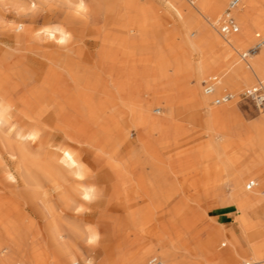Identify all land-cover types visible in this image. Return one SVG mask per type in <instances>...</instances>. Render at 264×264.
<instances>
[{
	"label": "bare ground",
	"instance_id": "obj_1",
	"mask_svg": "<svg viewBox=\"0 0 264 264\" xmlns=\"http://www.w3.org/2000/svg\"><path fill=\"white\" fill-rule=\"evenodd\" d=\"M230 1L83 0L80 10L81 0H65L75 7L73 24L88 16L101 23L92 54L71 49L75 37L65 25H40L20 12L22 1L0 0L2 40L22 57L12 67L0 63V264H12V249L20 264H99L97 244L110 264H179L172 224L163 221L171 176L190 181L202 173L193 188L229 205L247 191L251 181L238 177L237 165L249 158L264 168V112L239 120V94L264 81V45L243 59L264 41V0H241L232 11L239 33L222 35ZM9 4L20 10L15 26L7 25ZM72 54L87 64L69 62ZM212 76L219 82L208 95L203 84ZM229 90L236 98L213 108V98ZM187 115L201 123L204 144L191 146L188 124L179 121ZM125 130L137 135L127 154L115 145ZM9 187L20 190L9 196ZM249 191L235 205L239 222L255 229L250 214L264 193L258 185ZM211 253L206 245L196 260ZM251 254L245 264H264V243ZM223 260L245 261L235 247Z\"/></svg>",
	"mask_w": 264,
	"mask_h": 264
},
{
	"label": "rangeland",
	"instance_id": "obj_2",
	"mask_svg": "<svg viewBox=\"0 0 264 264\" xmlns=\"http://www.w3.org/2000/svg\"><path fill=\"white\" fill-rule=\"evenodd\" d=\"M20 1H22V4H23V9L21 11L15 10V8L11 4L7 6L5 15L7 16L6 21H7L8 26H15L17 24V22L15 21L13 17L16 16L19 11L24 12L28 16L32 14L31 17L32 16H34V18L36 17L35 18L36 20L33 17H32L33 19L31 18V20L38 21L39 22L38 24L40 25L49 24L52 26V25H57V24L60 25V23H61V26L65 25L75 37L74 42L71 44V49L74 52H84L82 50L85 49L86 52L91 51L92 54H96L97 51L99 50V47H98L99 41L96 39L95 36L97 35L96 30L97 28H99V26H101V23L100 22L98 23V21H96L95 18L91 16L89 18L88 16L87 18L89 19L86 18L84 23L73 24L71 21V16H72V10H74L73 12H75V7H72V6L69 7L68 5H65V0H20ZM76 1L77 0H75V2ZM33 5H35L34 8H33ZM227 7H228V4H227ZM67 15H70V16H67ZM169 22L170 20L165 21L166 24H168ZM88 23L90 24L87 25ZM2 39H4L3 34H0V63H5L8 66L12 67L16 65V63H18L19 60H21L22 58L20 56L21 53L18 50H14V49L11 50L10 48H8L4 44L5 40H2ZM53 50L55 52H59L61 55L64 54L63 49H60L58 47H55ZM72 56H73V59L71 60L69 59V62L76 61V62H83V64L88 62V60H86L85 58H79V56H76L75 54H72ZM2 57L3 59H1ZM93 71L94 70L91 69L90 73H92ZM86 77L89 81L93 80L91 78V75H89V72L87 73ZM245 88H248V87H245ZM107 89H109L108 86H107ZM227 92L233 93L231 90ZM101 97H102L101 99L107 100L109 99L110 96L107 93H104ZM214 99L215 97L213 98L212 101H214ZM211 106L213 108H218V106L213 104V102L211 103ZM239 106L243 110L239 114V120L243 122L253 121L254 119L263 115V113L262 114L259 113L258 111H256V109L252 105L247 104L245 101H241L239 103ZM105 107L107 111L112 110L113 109L112 100H108L105 103ZM159 112L161 111L158 109L156 111V114L159 115L160 114ZM183 117H180L179 121L181 123L185 122L184 124H188V126L186 127L189 131V134H192V138L195 139V141L191 144V146L204 144L207 141V138L201 134V131H200L202 128L201 123L195 122L196 120H194L193 117H191L190 115H187L184 118ZM196 131H199V133H196ZM193 134L195 135L193 136ZM122 136L123 137L121 139H118L115 141V145L116 147L120 148V150H122V153L124 152L125 154H127V152L131 151V148L134 143V139L136 138L137 135H136V132L132 130L128 132L127 134V131L125 130ZM234 151L235 150H230L229 154H232ZM237 170H238L237 175L238 177L242 179L243 182L247 183L249 181H255L256 184L258 185V188L264 193V168L259 167V164L255 160H250L249 158L243 159L237 165ZM203 177L204 176L201 173L197 175L196 177H194L195 179L187 181L182 177L177 179L175 176L172 175L170 190L167 194H165V196L167 197V200L165 201V206H164V211H163V214L165 215L163 221H170V223L172 224L171 227H173V225H177L180 228H186V229L189 228V230L188 229L183 230L184 232L186 231L187 233V236L183 242L173 241L174 243L173 249L176 251V258H175L176 261L179 264H184V261L186 259H189V260L191 259L190 264H194L193 262H196L195 264H200V263L204 264V261L201 258H200L201 261L196 260V258L198 255H200L201 250L204 249L206 245H208L211 247V250L216 253L217 261L215 264H223L224 263L223 257L226 256L230 252L231 248H234V247L236 251L238 252L239 256L245 259V261L239 260L237 264H245V262H250L249 254L245 253L241 248L234 246L233 243L228 238H226V236H224V238H220L217 241L218 232L212 231V234H210L208 237L206 233V227H207L208 222L216 223L219 219L223 217L222 216L223 214H225V217H224L225 220L229 224L233 225L234 222H236V219L238 217L237 207L235 204L239 203L247 195H249L250 191L247 189V191H245L244 194L236 195L234 197V200L231 202L232 204L229 205L228 203L223 202L219 197H215L213 195L202 196V193H199L197 190L193 188V184L194 183L200 184V180ZM19 190L20 189L17 190L15 188L13 189V187H9L6 190V193L9 196H13L14 195L13 193L18 192ZM227 193L231 194L232 193L231 189H228ZM54 200L59 210L60 208L59 200L58 198H55ZM261 201H263V198L259 199L258 203ZM137 202L140 205L142 204V200H136V203H135L136 205H138ZM95 208L96 209L98 208V204H96ZM116 214L122 215V212H117ZM196 214H197V217H196ZM34 216L35 218H37V221H39L40 226L42 224V228L44 229V224H43L44 222L43 221L41 222L42 219H40L36 214H34ZM94 224L96 225L97 221L94 222ZM171 231L172 229L170 228L169 232ZM239 233L240 232L237 231V234ZM4 237H5L4 231L0 229V240L2 239L4 240ZM24 244L27 247H25ZM22 247L26 248V249H23L24 254L28 253L30 249L29 243L24 241L22 244ZM179 248H182V249L180 250ZM13 251H14L13 249L9 250L10 258H11L9 263L20 264L23 261L22 257L20 256L18 252L15 253ZM92 256L93 258L96 259L97 262H99V264H110L107 258L104 256L103 252L101 251V245L99 244L94 245ZM210 258L212 259V256H210Z\"/></svg>",
	"mask_w": 264,
	"mask_h": 264
},
{
	"label": "crops",
	"instance_id": "obj_3",
	"mask_svg": "<svg viewBox=\"0 0 264 264\" xmlns=\"http://www.w3.org/2000/svg\"><path fill=\"white\" fill-rule=\"evenodd\" d=\"M261 198H263V201L257 203L258 208L252 211L250 214V218L252 219L253 223L254 222L255 224L258 223L255 226V229L254 227L251 229H247L242 223L239 222L241 213L239 209L237 208L238 217L236 219V222H234L233 224L234 226L229 224L225 220L224 218L225 214H223L222 215L223 217L219 219L216 222V224L213 222H208L207 227H206L207 237L210 234H212V231H216L222 238H224V236H227V238L233 243L234 246L238 248L245 246L249 254L252 253L250 256H253L254 246L264 243V221H263L264 220V197H261ZM260 218H261V221H260ZM171 229L172 231L170 233L175 242H183L185 240L187 233L186 231L184 232L183 230H185L186 228H180L177 225H173ZM187 229L189 230V228ZM237 231H239L240 233L237 234ZM210 256H212V259L210 258ZM203 261H204V264H214L216 262L215 254L211 253V254L206 255L203 258Z\"/></svg>",
	"mask_w": 264,
	"mask_h": 264
},
{
	"label": "built area",
	"instance_id": "obj_4",
	"mask_svg": "<svg viewBox=\"0 0 264 264\" xmlns=\"http://www.w3.org/2000/svg\"><path fill=\"white\" fill-rule=\"evenodd\" d=\"M241 0H231L229 3V9L224 17L219 22V30L222 35L237 34L240 31V26L237 23L232 11L239 7ZM264 45V41L260 39L254 47H252L247 53L243 54V59H247L251 54H254L261 50ZM219 82L217 76L210 77L204 82V90L206 94L212 95L215 92L216 85ZM236 98L232 93H224L221 96L215 97L214 104L217 106L232 102ZM241 101H245L247 104L252 105L259 113L264 112V81H260L257 84L245 88L239 94ZM257 186L255 181H251L248 184V190H251ZM80 264V263H73ZM152 264H161L158 260H153Z\"/></svg>",
	"mask_w": 264,
	"mask_h": 264
},
{
	"label": "clouds",
	"instance_id": "obj_5",
	"mask_svg": "<svg viewBox=\"0 0 264 264\" xmlns=\"http://www.w3.org/2000/svg\"><path fill=\"white\" fill-rule=\"evenodd\" d=\"M80 10H85L86 9V6L85 4L83 3V0H81V3H79V5L77 6ZM99 237L97 236L96 239H98Z\"/></svg>",
	"mask_w": 264,
	"mask_h": 264
},
{
	"label": "snow or ice",
	"instance_id": "obj_6",
	"mask_svg": "<svg viewBox=\"0 0 264 264\" xmlns=\"http://www.w3.org/2000/svg\"><path fill=\"white\" fill-rule=\"evenodd\" d=\"M35 7V5H33V8ZM86 199H88V197H85ZM95 239H96V237L95 236H93V240L92 241H90V243H92V242H94L95 241Z\"/></svg>",
	"mask_w": 264,
	"mask_h": 264
}]
</instances>
